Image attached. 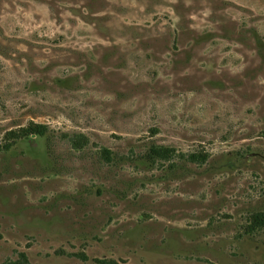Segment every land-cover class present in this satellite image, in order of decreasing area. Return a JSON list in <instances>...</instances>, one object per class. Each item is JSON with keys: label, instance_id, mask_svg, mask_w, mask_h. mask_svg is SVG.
<instances>
[{"label": "rangeland", "instance_id": "374dc122", "mask_svg": "<svg viewBox=\"0 0 264 264\" xmlns=\"http://www.w3.org/2000/svg\"><path fill=\"white\" fill-rule=\"evenodd\" d=\"M256 213L264 0H0V264H264Z\"/></svg>", "mask_w": 264, "mask_h": 264}, {"label": "trees", "instance_id": "16d2710c", "mask_svg": "<svg viewBox=\"0 0 264 264\" xmlns=\"http://www.w3.org/2000/svg\"><path fill=\"white\" fill-rule=\"evenodd\" d=\"M7 136L11 140H15L18 137H47L48 128L44 125L29 123L26 127L20 128L18 131H9ZM71 148L80 149L85 144V138L76 136L69 139ZM101 154L107 160H110V152L108 150H102ZM105 159V160H106ZM176 160H181L182 162H204L205 156L201 153H191L188 155H179L176 154L172 149L168 147L151 145L146 154V161L150 164H171L175 165ZM250 231L263 228L264 227V214L256 213L252 215L250 223ZM100 264H116L114 262L99 261Z\"/></svg>", "mask_w": 264, "mask_h": 264}]
</instances>
